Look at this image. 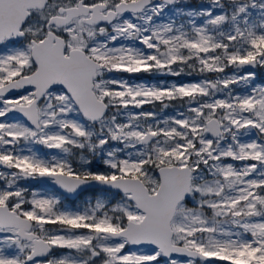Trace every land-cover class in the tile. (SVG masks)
Here are the masks:
<instances>
[{"label":"snow or ice","instance_id":"snow-or-ice-1","mask_svg":"<svg viewBox=\"0 0 264 264\" xmlns=\"http://www.w3.org/2000/svg\"><path fill=\"white\" fill-rule=\"evenodd\" d=\"M0 264H264V0H0Z\"/></svg>","mask_w":264,"mask_h":264},{"label":"rangeland","instance_id":"rangeland-1","mask_svg":"<svg viewBox=\"0 0 264 264\" xmlns=\"http://www.w3.org/2000/svg\"><path fill=\"white\" fill-rule=\"evenodd\" d=\"M197 3V0H192V5L195 6ZM146 79H151L150 77H144ZM167 79H172V78H167Z\"/></svg>","mask_w":264,"mask_h":264}]
</instances>
